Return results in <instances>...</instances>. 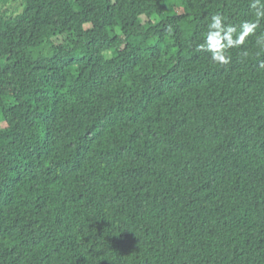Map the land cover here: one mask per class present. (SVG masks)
Returning a JSON list of instances; mask_svg holds the SVG:
<instances>
[{"label":"trees","instance_id":"16d2710c","mask_svg":"<svg viewBox=\"0 0 264 264\" xmlns=\"http://www.w3.org/2000/svg\"><path fill=\"white\" fill-rule=\"evenodd\" d=\"M253 0H0V264H264Z\"/></svg>","mask_w":264,"mask_h":264},{"label":"clouds","instance_id":"9594fccd","mask_svg":"<svg viewBox=\"0 0 264 264\" xmlns=\"http://www.w3.org/2000/svg\"><path fill=\"white\" fill-rule=\"evenodd\" d=\"M251 6L255 9L256 19L244 22L239 29L229 25L223 16L212 15L203 40L196 45V50L208 53L214 63H229V50L244 44L248 37L256 36L259 23L264 20V0H253ZM255 43L264 48V34L259 35Z\"/></svg>","mask_w":264,"mask_h":264}]
</instances>
